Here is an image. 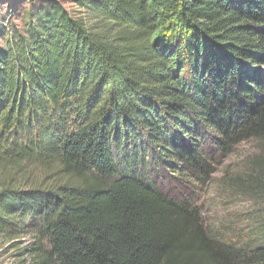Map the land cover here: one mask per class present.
<instances>
[{
  "label": "trees",
  "instance_id": "trees-1",
  "mask_svg": "<svg viewBox=\"0 0 264 264\" xmlns=\"http://www.w3.org/2000/svg\"><path fill=\"white\" fill-rule=\"evenodd\" d=\"M76 1L105 28L43 0L0 47V236L18 264H264V233L226 243L148 170L205 182L199 133L222 155L254 142L244 179L264 199V0Z\"/></svg>",
  "mask_w": 264,
  "mask_h": 264
},
{
  "label": "rangeland",
  "instance_id": "rangeland-1",
  "mask_svg": "<svg viewBox=\"0 0 264 264\" xmlns=\"http://www.w3.org/2000/svg\"><path fill=\"white\" fill-rule=\"evenodd\" d=\"M42 1L0 0V47L6 35H9L8 30L19 29L21 19L27 16L28 10L33 6L38 7ZM54 1L88 29L99 31L105 28L106 22L100 16L76 0ZM198 135L197 149L205 155L211 168L205 182L196 181L191 173L185 174L187 169L182 164V167L172 169L176 171L170 173L164 166L157 167L150 163L149 175L157 189L164 194L189 199L191 204L197 206L209 233L218 235L238 249H244L246 242L259 241L264 233V199L252 193V184L244 179L250 168L248 162L256 155V144L242 143L231 153L222 155L213 142H209V138L201 137L200 133ZM1 182L0 173V185ZM20 243L0 236V264H18V248L23 247Z\"/></svg>",
  "mask_w": 264,
  "mask_h": 264
}]
</instances>
